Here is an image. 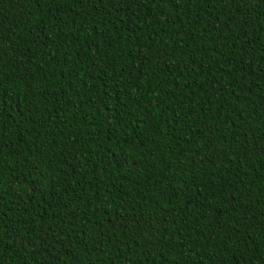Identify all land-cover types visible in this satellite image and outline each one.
<instances>
[{
    "label": "trees",
    "instance_id": "1",
    "mask_svg": "<svg viewBox=\"0 0 264 264\" xmlns=\"http://www.w3.org/2000/svg\"><path fill=\"white\" fill-rule=\"evenodd\" d=\"M0 264H264V0H0Z\"/></svg>",
    "mask_w": 264,
    "mask_h": 264
}]
</instances>
